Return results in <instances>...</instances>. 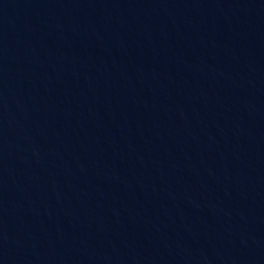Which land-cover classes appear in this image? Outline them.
<instances>
[{"label": "water", "instance_id": "95a60500", "mask_svg": "<svg viewBox=\"0 0 264 264\" xmlns=\"http://www.w3.org/2000/svg\"><path fill=\"white\" fill-rule=\"evenodd\" d=\"M0 264H55L0 147Z\"/></svg>", "mask_w": 264, "mask_h": 264}]
</instances>
